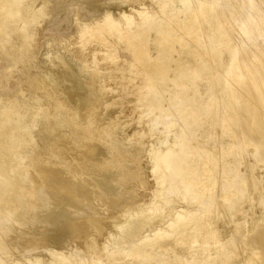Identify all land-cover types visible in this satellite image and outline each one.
<instances>
[{"label":"bare ground","instance_id":"bare-ground-1","mask_svg":"<svg viewBox=\"0 0 264 264\" xmlns=\"http://www.w3.org/2000/svg\"><path fill=\"white\" fill-rule=\"evenodd\" d=\"M36 1L0 0V49L23 55L12 60L8 71L18 73L27 62L25 53L35 35L21 30L44 15ZM90 1L102 9L98 0ZM258 1L150 0L152 7L140 3L130 8L114 2L98 18L80 23L77 31L82 48L96 43L95 49L73 52L72 58L80 62L95 60L94 66L86 68L85 79L78 77L82 72L67 75L71 64L68 56L69 63L61 57L57 65L61 73H56L55 80L51 78L63 88L56 85L62 90L60 97H49L51 109L43 104L2 110L0 251L41 249L45 254L32 257L31 262L27 259L30 264H78L80 260L74 262L71 257L80 252L71 249L67 254L63 249L70 242H79L85 248L83 255L101 256L104 251L112 261L109 264H168L164 252L173 255L171 264H264V219L250 233L246 221H236L229 238L222 242L216 240L211 228L215 222L210 217L216 211L230 222L252 189L259 192L257 203L264 213L261 179L255 181L247 171L241 174L237 170L247 156L264 170V49L257 43L264 40V16ZM239 11L249 12L245 21ZM233 30L240 35L241 48L234 42ZM119 47L130 57L117 68L125 82L123 90H135L136 107L164 121L166 133L171 130L161 141L157 138L147 155L156 183L148 208L134 204L137 196L130 188L134 182L144 185L141 142L135 134L124 133L120 119L112 117L123 113L121 101L103 100L107 87H100L97 55L114 62L113 51ZM21 78L34 82L26 72ZM8 79H0V83ZM113 106L119 108L101 110ZM31 124L37 131L35 137ZM148 127L153 130L155 124L150 122ZM215 135L228 138L218 143L216 152L212 147ZM249 147L252 150L245 152ZM253 167L246 163L247 169ZM167 181L181 192L182 200L198 203L197 207L183 209L176 201L174 209L165 210L170 201L162 198L160 187ZM126 208L131 212L122 216ZM164 218L167 229L140 237L148 223H163ZM113 229L119 232L114 234ZM203 229L205 242L201 240L198 249L196 241ZM125 233L140 236L127 250L115 247L108 253L107 242L118 239L121 246L128 240ZM99 242L105 247L101 249Z\"/></svg>","mask_w":264,"mask_h":264},{"label":"rangeland","instance_id":"rangeland-1","mask_svg":"<svg viewBox=\"0 0 264 264\" xmlns=\"http://www.w3.org/2000/svg\"><path fill=\"white\" fill-rule=\"evenodd\" d=\"M98 2L100 3V5L102 4L103 10L106 8L112 7V4L114 2L121 3V6L124 8H130L134 5H139L140 3L145 4L146 7H149V6L152 7V3L150 2V0H98ZM35 4L38 6L41 5L44 8V10H45V11H43L44 15L39 17L37 19V21H35L34 24L28 25V28H26V30L25 29L21 30L22 33L27 32V31H33L34 35H35V39H33L31 41V43L29 44V46L27 47V50H26L27 53H25V55L27 56L26 57L27 62L22 66L23 67L22 70L21 69L18 70V73H21V74H23L24 72L28 73V75L33 77L34 82L32 83L28 79L21 78V74L14 73V72L8 71L6 69V67L8 65H11L13 63L12 60L18 59L21 56L23 57V55L13 56L11 54L4 52L2 49H0V79L9 78L8 82H1L0 83V119L3 118L2 110L5 107H11L12 105H14V108L16 109L20 105L22 107H30V106L31 107H42V105L45 104V107H47L48 109H51V103H48L49 97H51V96L60 97V94L62 91L61 89L63 88L61 85H58L57 82H56L57 83L56 84L55 82L52 81V78H53V80H55L61 73V71H59L60 69L57 68V65H59V61H58L59 58L61 59V57H62L61 60H63L64 62L69 63V61H70L69 65L71 64L70 65L71 73L66 71L65 73L67 75H70V74H75V75L77 74L78 75L80 72H82L80 75H78V77L83 78V79H85V76L87 75L88 69H86V68H88L89 66H94V61H95L94 59L87 58L85 60V62L87 61L86 62L88 64V66H87V64L85 62H80V61H78L77 58H74L75 59L74 60L72 57H74L73 52H79L82 49H86V48H87L86 50L96 48L95 42L89 43V44L85 45L84 48H82V46L80 44V40L78 38L77 28L79 27L80 23L89 22L93 18H98L102 13V9L100 7H97V5L95 3H92L90 0H37ZM257 6L261 10V12H260L261 15L264 16V1L259 0L257 2ZM124 8H121V9H124ZM237 9L239 10V7H237ZM240 14L242 15L243 21H245L246 18H248L249 12L248 11H245L242 13L240 12ZM232 37L234 39L235 44L239 48H241L240 35L238 34V32L236 30L232 31ZM257 41H258L257 43L259 44V47L264 49V44H263L264 40L260 41V39H259ZM52 54L53 55L56 54V55L53 56ZM70 55H71V57H69ZM113 55L117 58V60H115L114 62H111L109 60H107V61L102 60V58H104V56L101 54H99V56L97 55V57H99V59L102 60V61H100L99 59H98L99 61L97 60V62H98L97 63V69L101 71L100 75H99V77L101 79L100 87H103V88L105 86L107 87L103 100L112 98V99L119 100V102L121 101V103H122L121 107H122L123 113L117 114V115L112 114L113 115L112 117L113 118L115 117L116 119L117 118L120 119L119 121L123 125L122 128H123L124 133L135 134L136 139L139 142H141L140 148H143V149L142 150L140 149L141 150L140 151L141 152L140 164L142 166L141 177H142V183L144 185H142V184L140 185L138 183L135 184V182H134V184L131 183L130 188H132V190L135 191V196H137L136 197L137 202L136 203L134 202V204H136L137 206L140 204L139 205L140 207L148 208L150 206V203H151L152 198H153V192L155 191L154 187H156V183H155L154 179L151 177V174L149 172L150 170L148 169V167H149V164H148L149 156H147V155L149 154V150H150L151 146H153V144L156 142L157 138H158V140L163 139L167 133L169 135L171 130L167 131V133H166V131L163 129L164 121L160 122L158 117H155L154 114H149L148 111H146L144 108L139 110L136 107L135 103H136V94L137 93L135 92V90H131V87H128V89L123 90V87H124L123 82L124 81L121 78H119V73L117 72V68H119V67L122 68L125 65L123 63V61L126 59L127 60L130 59V57L127 54V52L120 47L117 50L113 51ZM66 57L69 61H66L67 60ZM97 57H96V59H97ZM48 58H49V60H47ZM70 58H72V59H70ZM225 60H227L226 56H225ZM81 61H84V60H81ZM82 63H84V65ZM55 64H56V66H55ZM84 66H86L84 68L86 70L83 69ZM82 70H84V72ZM74 71H75V73H74ZM77 71H79V72L77 73ZM56 73H58V76H56L57 75ZM66 74H65V76H66ZM82 74H84V75H82ZM54 75H55V77H54ZM5 83H7V84L5 85ZM56 85L59 86L61 89L59 87H57ZM106 95H108V96H106ZM15 97L17 100L12 102L11 99H13ZM117 106H119V105H117ZM117 106L116 107L113 106V108L110 107L107 109L102 107L104 109L101 108V110L103 111V113L111 112V111L119 108ZM169 113H168V115H170ZM140 117H141V119H138ZM113 118H111V119H113ZM150 122L151 123L153 122L155 124V129L152 130L151 128L148 127V124H150ZM217 127L219 128L220 126H217ZM30 131H31V134L35 137L37 131L35 130V127L33 128V124H31ZM139 133H141L143 135H141ZM161 133H162V135H161ZM141 136H144L145 138L144 137L141 138ZM215 141H216L215 145L211 144L212 147L215 148L213 150L214 152H216L217 148L219 147L218 143L228 141V138H224L221 135L219 137L217 135H215ZM165 145L168 146V144H165ZM193 146H197V144H193ZM200 146H202L203 148H206V149H209V147H210V149H211V146L209 145V147H208V145H206L205 143H201ZM148 147H149V149H148ZM251 150H252V148L249 147V148L245 149V152H250ZM228 158H225L224 161H228ZM245 158H244L245 160H242V164L237 169L238 172L241 174H245L247 171V173L250 174V176H252V178L255 181H258L261 179V181H258V182H259L260 188L264 189V170H263L262 164L257 163V165H256L255 160L250 156H247ZM246 163L254 165V167L251 168V170L247 169ZM173 183L176 184V180H174ZM160 189L163 190L162 198L167 199V201H170L164 205L165 210H167L168 208H169L168 210H171L170 207H173L172 209H174L176 201H177L176 204H178V206L182 207L183 209H187L189 206H190V208H194L193 206L197 207V205H198V203L195 205L188 204L186 200H182L181 199V192L176 190L175 188H171L168 181L166 183H164L160 187ZM263 192H264V190H263ZM183 195H184V193H183ZM258 195H259V192H257L256 190H253V189L250 190L248 195L242 200V202H241L242 204H240V206H239V211H237L231 215L230 222L228 221L229 217L224 218V216H220L221 217V219H220V217H218V212H216V211L213 212V213H215L213 215L217 214L216 217L210 214L211 215L210 217L212 218L211 220L215 222L214 224H212L213 227L211 226V228L214 229V231L216 232V237L220 238V239L216 238V240H220L222 242L226 241L229 238V235H230L231 231L233 230L234 223L236 221L237 222H240L243 220L246 221L245 227H246V230L248 231V233H250L251 230L255 231L258 229V228H255L256 224L264 219L263 208H262V206H260L257 203L258 202ZM178 196L180 197V200H178L179 199ZM173 202H174V206L172 204ZM176 207H177V205H176ZM127 210H128V208H126V210L121 215L125 216V214H126L125 212H127V213L131 212V210L130 211L129 210L127 211ZM223 212H224V210H223ZM242 212L245 213L246 219H245V217H243L244 214ZM122 218L123 217H121V216L119 217L120 220ZM216 218H219V219L217 220ZM162 219H160V220L162 221ZM222 219H224V220H222ZM120 220L116 219L115 221L118 223V221H120ZM165 220L166 219L164 218L163 223H159V221L158 222L155 221L156 224H155V222H153V223L151 222L154 226L151 223H148L149 227H147V225L145 226V227H147L146 231H145V228L143 229L144 235L142 233H140L141 236H140V234H139V236L141 238L144 236H147V235L152 236L154 234V231L159 229V228H161L162 230H164V228L167 229V227H165V224H164ZM119 225L120 224L118 223V226ZM156 225H159V226L157 227ZM155 226H156V228H155ZM148 228H149V230H148ZM150 229L151 230L154 229L152 231V233H151ZM113 230H112V233L115 232L114 234H116V232H119L118 229H113ZM147 231H149V232H147ZM201 232H202V230H201ZM201 232L199 230L198 234L199 233L202 234ZM204 232H205V230L203 229V234H202L203 236L202 237L199 234L201 239H200L199 235L196 236L197 239H200V241L199 240L196 241V242H198V247H197V243H196V247L198 249H200V247H202V246H200L203 244L202 238L206 235V234L204 235ZM127 235H129V234H127ZM103 236H104V234L101 235V239L103 238ZM125 236H126V233H125ZM129 236L130 237L126 236V238L128 240L129 239L130 240L128 241L126 239L127 240L126 243H123L121 246L118 245L119 244V242L117 241L118 239L115 240L113 238V239L109 240L107 242V245H108L107 246L108 247L107 252L109 253V251L111 249H115V247L119 250L120 249L121 250L122 249L127 250L129 248V246L131 245V243L132 242L134 243L135 240H137V238L139 237V236L138 237H131L132 235H129ZM101 239L98 238L99 241ZM110 241H111V243L114 244V246H113L114 248L112 247V244L109 243ZM116 241L118 243H116ZM203 242H205V241H203ZM70 243H68L66 245V247H65V249H63V251H64V253L65 252L67 253L68 251L70 252V251L75 250V249L78 250V253L79 252L80 253L77 254V257H76V254L73 255V257H71V260H73L74 262L80 260L81 262L85 261L84 264H88V263L93 264L94 259H96V258H99L97 261L95 260L96 264L97 263L98 264H109L112 262L110 259L106 258L107 256L105 257L106 254L104 251L102 252V254L104 256L103 255H101V256H95L94 255L96 257L95 258L92 254H89V255L87 254L88 257L90 256V258H87L86 257L87 255H83L84 254L83 250L85 251V248L81 243L77 244L79 242H74L76 245H74V243L73 244L72 243L70 244ZM99 243H101V242H99ZM79 245H81V246H79ZM102 245L105 247V243L100 244L101 249L103 248ZM109 245H111V246H109ZM76 246L81 248V249L77 248ZM81 251L83 252V254L81 253ZM24 252L25 251H22L20 248H16V249L14 248L12 251L10 249V252L8 250V253L6 252V254L2 253L0 251V261H2L5 264H18V263L22 264L23 263L22 261L26 260V262L24 261L25 263H23V264H30V262L32 261V259H31L32 257H35L36 255H39V254L43 255V253H44L43 251H41V249L40 250L36 249L33 251L31 250L30 253L29 252L24 253ZM209 252L211 253L212 251L209 250ZM212 253H214V251ZM78 255L81 257L83 255V257L82 258L80 257V259H79ZM164 255L166 256V257L164 256L165 261L166 262L168 261L167 263L169 264V262H170V264H171L172 259L174 258L173 255L169 254L167 252H164ZM210 256H213V255H210ZM75 257L77 259H75ZM102 257L104 259H102ZM47 258H48V256H47ZM122 258L120 257L119 260H122ZM27 259L29 261L31 259V261L28 262ZM17 260L18 261L20 260V261L18 262ZM80 261H78L77 263L79 264ZM135 264H139V263H135Z\"/></svg>","mask_w":264,"mask_h":264}]
</instances>
